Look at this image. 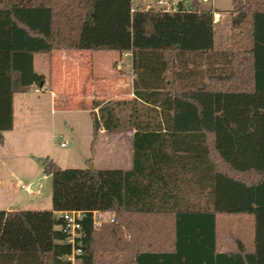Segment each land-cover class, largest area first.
<instances>
[{"label":"trees","instance_id":"1","mask_svg":"<svg viewBox=\"0 0 264 264\" xmlns=\"http://www.w3.org/2000/svg\"><path fill=\"white\" fill-rule=\"evenodd\" d=\"M217 13L200 0L169 11L131 0H0V133L14 128L15 95L45 87L37 55H131L135 76L133 100L94 101L85 169L43 162L52 210L0 211V264H71L59 215L73 211L85 214L76 264H264V0L233 1L226 39ZM127 108L162 117L166 130L138 124L135 157L146 144L184 148L206 179V209H136L127 200L133 172L95 168L101 126L111 131L117 110ZM95 213H112L115 222L96 227ZM219 215L254 216V252L241 243L236 252L217 251Z\"/></svg>","mask_w":264,"mask_h":264},{"label":"rangeland","instance_id":"2","mask_svg":"<svg viewBox=\"0 0 264 264\" xmlns=\"http://www.w3.org/2000/svg\"><path fill=\"white\" fill-rule=\"evenodd\" d=\"M156 1L138 0L136 5L142 6L141 8L161 9L166 8L167 3H173V6H177L179 0H162L167 4L165 7L157 5ZM213 3L223 11L231 10L233 6V0H210L203 5L210 8ZM148 4L151 6H145ZM221 27L223 30L218 28V32H223L224 35L221 37L227 38L230 33L228 32L230 25ZM65 54L78 58L74 59L78 63L69 60V58V61H63L62 56H66ZM112 56H115L114 60H112ZM65 68L70 69L67 71V77L64 75ZM34 69L36 73L45 76V87L34 86L31 93L15 95L16 127L19 130L25 126L31 131L28 137V149H17L13 152L10 149L0 148V160L6 162L15 174L20 175L21 167L27 166V154L33 155L28 162L29 166L31 165L35 170L33 176L41 171L35 184L41 188L42 195L38 200H30L26 190L19 185L18 191L14 195L18 193L22 195L18 204L13 207L25 211L35 209L51 211L52 178L43 171V162L49 160L62 169L82 170L86 168L83 154L89 156L88 146L84 138L88 135L86 129L88 117L78 111L88 104V99L92 95L97 98L107 97L112 93L116 94L118 87L120 88L119 92L128 93L131 90L129 82L132 75V63L130 57L120 59L116 53L60 51L54 52L50 56H36ZM112 86H115L114 91H112ZM61 97H64V103L60 104L59 98ZM55 99L57 100L55 101ZM118 113L128 115L130 108ZM1 136H3L2 133H0V139ZM62 143L66 144L67 149L61 147ZM100 167L105 166L100 164ZM25 183L30 185V182ZM10 197L11 194H0V211H5ZM234 216L236 215L229 217L231 220H235ZM250 218L253 220V217ZM224 220L220 219V238L226 236L228 239H236L243 232V229H248V225L239 226L236 222L225 226L223 225ZM245 234L247 237L248 233Z\"/></svg>","mask_w":264,"mask_h":264},{"label":"crops","instance_id":"3","mask_svg":"<svg viewBox=\"0 0 264 264\" xmlns=\"http://www.w3.org/2000/svg\"><path fill=\"white\" fill-rule=\"evenodd\" d=\"M160 1L162 0H157L156 4ZM181 1L184 0H179L178 4ZM167 4L168 6H166ZM167 4L163 5L162 7L166 6V8L168 9L174 7L173 3ZM145 6L151 5L148 4ZM212 7L218 12V20L215 22L216 30L218 28H221L223 30V27L221 26L230 25V30H228V32H230L232 24V16L230 15V11L232 9L223 11L217 8L214 3L212 4ZM222 35H224L223 32H218L219 38H222ZM65 55L66 56L64 57L62 56L63 61H73L74 59H78L74 58L75 56H67L68 54ZM127 57L131 58V55H124L123 58L119 56L120 59H125ZM112 58V60H114L115 56H112ZM74 61L75 63H78L77 60ZM68 70L70 69H64L65 77H67L68 75ZM77 70L79 71V69H76V71ZM134 79L135 76L132 70V75L129 82L131 90L128 93L123 94L122 92H119L120 88L118 87L116 94L112 93L110 96L107 94V97L97 98L92 95L88 99V104L79 109V113L86 114L88 117V120H86V129L88 130V135H86V137L84 138L88 146L89 156L83 154V160L85 164L92 156L91 144L93 140L94 124L91 112L94 111L95 113H98V109H93L95 104L94 101H101L109 105L119 101L133 100L135 98L133 88ZM65 80L67 79L65 78ZM114 87L115 86H112V91H114ZM63 98H59L60 101H58L60 104L64 103ZM56 100L57 99H55V101ZM119 111L121 110H117V115L113 117V122L117 123L116 127L113 126V129L111 131L104 129L103 126H101L100 128L98 140L95 147V154L93 156L95 168L98 170H122L124 172H133V175L129 180L130 192L127 195V200L131 204H133L132 206L136 207V209H139L142 204H147L146 206L149 207L153 206L167 210L185 209L187 207L192 209H206L207 201L209 198L208 191L206 190V179L197 178L198 174L195 172L192 161L189 163V160L184 157L187 152L181 151V149L184 148H178L177 146L173 148L170 141L165 143L164 145H160V143H157V146L154 145L152 147L146 144V146L138 147L137 157H135V135L138 132H143L140 130V127H138V124L154 123V125L150 126L149 129H154L153 132L155 134L164 135L166 134V130L164 125L162 124V117L145 115L131 116L130 114L121 115L118 113ZM141 127L143 126L141 125ZM30 132L31 131L28 127L23 126L19 130L16 127L14 97V128L13 130L8 132H2L3 136H1L2 138L0 139V148L10 149L13 152L17 149H28V137ZM63 149H67V146ZM32 156L33 155H29V153L27 154V166L21 167L20 175L15 174L11 170V168L8 167L6 162L0 160V194H11V199L8 200L5 211H25L13 207L18 204L22 195L21 193L14 195L18 191L19 185L22 189L26 190L27 194L29 195L27 196L30 198V200H38L42 195L41 188L37 184H35L36 178L39 177L41 171L33 176V172L35 170L33 169V167H31V165L29 166L28 161H30V158L32 159ZM171 156L175 157L172 159L170 158ZM178 156H182V158H178ZM156 159L159 160L157 161ZM100 164L104 165L105 167H100ZM25 182H30V185H27ZM33 211H42V209H35ZM105 215L107 216H105L106 219L115 220L114 214L108 213ZM229 216L231 215H219L217 217V251L219 253L236 252L238 251V244L241 243L248 252H254L256 234L254 216L236 215L234 216L235 220H231ZM249 216L253 217V220ZM220 219H225L223 221V225L225 226L236 222L239 226H243L244 224L248 225V229H243V232H241L236 239H228L226 236L220 238ZM245 233H248L247 237Z\"/></svg>","mask_w":264,"mask_h":264},{"label":"built area","instance_id":"4","mask_svg":"<svg viewBox=\"0 0 264 264\" xmlns=\"http://www.w3.org/2000/svg\"><path fill=\"white\" fill-rule=\"evenodd\" d=\"M132 3H137L138 0H131ZM202 3H208L210 0H200ZM191 0H185L186 4H189ZM159 6L166 5V3L160 1L157 3ZM177 6L171 7L166 10H175ZM151 7H148V9ZM218 20V16L215 15V22ZM62 148L66 147L65 143L61 144ZM60 218L64 222L63 231L65 232L67 238L65 241V244L72 246V254L67 256L65 258V261L75 264L76 260L79 256L83 254L82 252V241H83V221L85 219V214L83 212L79 211H73V212H64L61 213ZM105 214L103 213H95L94 214V224L96 227H101L105 223H114L115 220L111 219H104Z\"/></svg>","mask_w":264,"mask_h":264}]
</instances>
